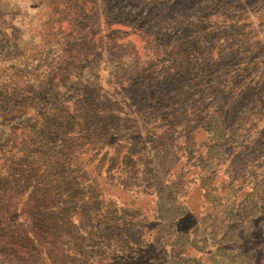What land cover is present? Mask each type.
Segmentation results:
<instances>
[{
    "label": "rangeland",
    "instance_id": "rangeland-1",
    "mask_svg": "<svg viewBox=\"0 0 264 264\" xmlns=\"http://www.w3.org/2000/svg\"><path fill=\"white\" fill-rule=\"evenodd\" d=\"M43 1L0 0V54L37 116L84 106L98 129L87 264H264V0Z\"/></svg>",
    "mask_w": 264,
    "mask_h": 264
},
{
    "label": "trees",
    "instance_id": "trees-1",
    "mask_svg": "<svg viewBox=\"0 0 264 264\" xmlns=\"http://www.w3.org/2000/svg\"><path fill=\"white\" fill-rule=\"evenodd\" d=\"M55 1H43L52 18L79 9L77 4ZM3 47L6 50L0 46V52ZM1 56L0 264H87L98 255L101 259L97 192L102 191L104 164H93L87 154L98 129L93 137L87 136L84 106L73 113L57 105L37 116L32 110L37 86L25 84L18 69L9 74V67L3 66L7 56ZM15 60L17 65L33 64L29 57ZM59 71L62 74H51V84L67 73ZM27 115L20 126H10ZM93 222L92 229L83 232Z\"/></svg>",
    "mask_w": 264,
    "mask_h": 264
}]
</instances>
